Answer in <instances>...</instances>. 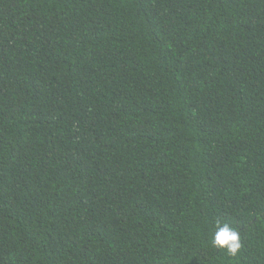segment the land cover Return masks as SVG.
I'll list each match as a JSON object with an SVG mask.
<instances>
[{
    "label": "trees",
    "instance_id": "obj_1",
    "mask_svg": "<svg viewBox=\"0 0 264 264\" xmlns=\"http://www.w3.org/2000/svg\"><path fill=\"white\" fill-rule=\"evenodd\" d=\"M0 264H264V0H0Z\"/></svg>",
    "mask_w": 264,
    "mask_h": 264
},
{
    "label": "clouds",
    "instance_id": "obj_2",
    "mask_svg": "<svg viewBox=\"0 0 264 264\" xmlns=\"http://www.w3.org/2000/svg\"><path fill=\"white\" fill-rule=\"evenodd\" d=\"M211 245L229 256H236L241 248L240 232L229 224H221L219 221L215 225L212 234Z\"/></svg>",
    "mask_w": 264,
    "mask_h": 264
}]
</instances>
